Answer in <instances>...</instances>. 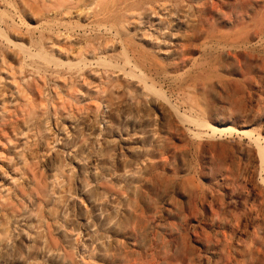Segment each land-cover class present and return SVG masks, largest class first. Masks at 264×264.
<instances>
[{
	"label": "rangeland",
	"instance_id": "374dc122",
	"mask_svg": "<svg viewBox=\"0 0 264 264\" xmlns=\"http://www.w3.org/2000/svg\"><path fill=\"white\" fill-rule=\"evenodd\" d=\"M0 20V264H264V0H0Z\"/></svg>",
	"mask_w": 264,
	"mask_h": 264
},
{
	"label": "bare ground",
	"instance_id": "6f19581e",
	"mask_svg": "<svg viewBox=\"0 0 264 264\" xmlns=\"http://www.w3.org/2000/svg\"><path fill=\"white\" fill-rule=\"evenodd\" d=\"M150 0H123L124 3H132L133 5H143V4H147L149 3ZM185 2V1H184ZM77 3L74 4V6L76 5ZM53 12V11H52ZM2 14V13H1ZM50 14V13H49ZM61 14L63 15H76V16H80L82 14L81 11H79V9H75V10H70V9H63L61 11ZM18 15V14H17ZM84 15V14H83ZM2 17H4V15H2ZM1 17V19H2ZM5 18V17H4ZM1 21V20H0ZM42 22V21H41ZM44 22V21H43ZM28 24V23H27ZM30 25V24H29ZM102 25V24H101ZM103 26V25H102ZM34 27V26H33ZM36 27V26H35ZM73 27V26H72ZM112 27V26H111ZM110 30V29H109ZM264 30V29H263ZM50 31V30H49ZM117 31V30H116ZM105 32V31H104ZM118 32V31H117ZM115 34V33H114ZM66 36V35H65ZM115 38H113L111 41L114 43L112 44L113 48H115V46H118L119 50L121 49V51L124 52V61L123 63L125 64V66L127 67V70L129 71V74L132 76V75H135L134 73L137 72V74H141L142 75V71H141V64L136 60L135 56L133 55V53L130 51L129 49V44L122 38L121 34L119 33L118 36L117 35H114ZM117 36V37H116ZM41 40V39H40ZM255 42V41H254ZM22 45L23 47L25 45L23 44H20ZM247 45V44H246ZM30 46V45H29ZM43 48V47H42ZM106 48V45L102 46V49H105ZM80 49L82 50H85V51H90L91 54L90 56L92 58H101V57H104L105 56V52L101 49V48H95L94 47V44H92V41H89V42H85L84 45H82L80 47ZM30 50V49H29ZM42 49H40V54H41V51ZM34 51V50H33ZM58 53H60V50L57 51ZM76 52V51H75ZM45 53V52H44ZM43 53V54H44ZM48 53V52H47ZM46 53V54H47ZM44 54V55H46ZM82 56V55H78V56H75L74 58L76 59H80L79 57ZM105 59V57H104ZM110 59V58H109ZM113 60V59H112ZM111 61V59H110ZM94 62V61H93ZM85 63V62H84ZM122 63V64H123ZM49 64V63H48ZM86 64V63H85ZM88 64V63H87ZM97 64V63H96ZM92 66V64H90ZM64 66V65H63ZM97 66V65H96ZM124 66V67H125ZM234 67V66H233ZM105 68V67H103ZM108 68V67H106ZM110 68V67H109ZM148 73V72H147ZM128 76V75H127ZM130 76V77H131ZM129 77V78H130ZM127 78V77H126ZM154 80V79H153ZM182 81V80H181ZM141 84L143 85H153L154 83L151 81V80H147L145 78H143L141 80ZM172 84V83H171ZM204 122L205 123H209L208 119H204ZM216 126H213L211 125L210 127L213 129V130H217V129H223L222 126H220L219 124H221V121H218L216 122ZM37 183V185L39 184L37 182V180H35V184ZM43 190V192L41 193V191ZM46 189H45V185L43 183H41L40 185H38V187H35V192L36 194L38 193V196H43V194L45 193ZM219 248V247H218Z\"/></svg>",
	"mask_w": 264,
	"mask_h": 264
},
{
	"label": "crops",
	"instance_id": "0c3cea01",
	"mask_svg": "<svg viewBox=\"0 0 264 264\" xmlns=\"http://www.w3.org/2000/svg\"><path fill=\"white\" fill-rule=\"evenodd\" d=\"M129 49H130V51L133 53V55L136 57V59L139 61L137 55L140 53L141 50L135 48V46H132L131 44H129ZM139 63H140V61H139ZM140 64H141V63H140Z\"/></svg>",
	"mask_w": 264,
	"mask_h": 264
}]
</instances>
